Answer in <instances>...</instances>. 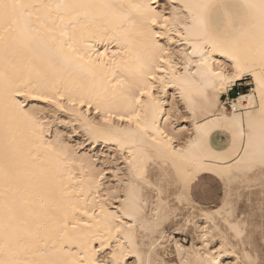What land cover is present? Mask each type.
<instances>
[{
	"label": "bare ground",
	"instance_id": "obj_1",
	"mask_svg": "<svg viewBox=\"0 0 264 264\" xmlns=\"http://www.w3.org/2000/svg\"><path fill=\"white\" fill-rule=\"evenodd\" d=\"M163 1L170 5L167 13L155 7L159 0L155 3L152 0H20L32 5L26 9L24 17L27 27L21 23L16 32H9L0 22V37H3L0 39V73L19 76L34 90L50 96L56 97L59 93L64 97L60 103L66 109L61 110L45 101L17 98L25 104L26 110L44 122V126H35L23 116L14 124L16 151L10 153V157L21 180L13 182L12 188L14 191L18 189L19 196L27 203L19 214V223L14 222L16 231L12 236L16 255L0 254V259L14 258L26 264H98L111 259L115 237L120 236L125 245L133 252H139L145 260L149 253L154 260H164L156 249L160 244L158 239L148 245L137 242L138 233L152 236L166 220L159 205L148 208L149 199L142 192L141 184L147 183L145 174H149L147 166L150 162L157 168L166 166L176 175L173 165L184 164L196 151L189 149V141L196 140L197 121L204 124L205 120L230 119L232 105L236 106L237 117L248 112L256 115L260 111L261 98L256 81L250 74H245L251 77L254 85L250 91L233 96L227 105L229 109L220 106L215 116L201 112L197 103V120H193L187 98L199 102L204 94H214L213 84L218 87L219 82L198 73L200 53L197 51L192 55V44L197 42L199 32L198 21L194 19L196 10L189 12L183 5L211 4L220 0ZM89 2L117 5L118 17L109 22L95 9L67 7ZM133 5H147L151 11ZM104 12L110 13L111 10ZM212 15L215 19L223 12L212 11ZM165 17L169 18L167 29L160 27ZM151 18H156L158 23L152 24ZM158 32L164 34L157 36L155 33ZM68 45L72 46L71 51ZM100 52L105 55L101 57ZM77 56L84 59H77ZM66 57H71V61ZM162 59L169 63L162 64ZM212 60L231 63L218 52L213 54ZM29 63L34 69L30 78L25 71ZM158 66L165 71H157ZM214 67L219 70L220 65ZM153 75L157 79L153 80ZM242 79L243 76L236 82ZM231 86L229 91L233 92ZM224 93L215 94L220 97ZM174 99L184 105L191 119L189 130L185 121L176 127L170 122L177 111ZM39 104L54 106L68 123H61L63 119L59 115L52 121L45 120ZM121 116L124 119H120ZM53 124L71 126L74 132L79 130L93 144L102 143L125 155L122 164L126 173L119 175L118 166L108 163L109 168L112 167L107 171L111 172L115 182L107 183L106 169L102 168L103 171L98 167L96 156L80 152L77 145L74 147L63 138L60 130L55 129L50 134ZM186 130L189 135L178 143ZM216 133L226 135L225 146L212 143L211 138ZM3 138L4 131L0 127V166L5 164ZM230 140V134L213 130L207 138L210 151L202 159V163L213 171H200L197 176L207 173L219 178L215 170L221 167V162L213 158V154L224 152ZM180 185L181 193L189 198L190 191ZM4 190V182L0 180V200L4 198ZM225 205L226 199L223 198L219 206L203 210L200 219L194 222L195 229L199 230L200 243L184 246L174 241L175 260L179 264H208L210 256H215L219 264L234 260L228 250L234 248L231 241L222 254L217 251L219 244L213 248L203 239L208 216L215 214L216 218L222 219L220 212L223 210L224 221L229 220L227 213L230 209ZM117 226L121 228L120 233L115 231ZM4 231L0 227V241L4 238ZM241 231L244 232L243 225ZM160 238L163 239V233ZM102 240L110 246L101 248ZM243 257L245 259V253ZM134 258L125 256V264ZM235 258L237 261V256Z\"/></svg>",
	"mask_w": 264,
	"mask_h": 264
},
{
	"label": "snow or ice",
	"instance_id": "obj_2",
	"mask_svg": "<svg viewBox=\"0 0 264 264\" xmlns=\"http://www.w3.org/2000/svg\"><path fill=\"white\" fill-rule=\"evenodd\" d=\"M155 3V0H152ZM32 5L20 2V0H0V22L7 26V31L16 32L21 23L27 27V21L24 19L26 9ZM72 8L95 9L100 15L109 19V22L118 17L117 5L108 3H82L76 5H68ZM123 7V6H119ZM137 9H145L151 11L147 5H133ZM183 8L189 12L196 10L194 19L198 21L199 32L197 34V42L192 44V55L197 51L200 53L198 62V73L205 76L213 77L219 82V86L214 83V94H204L202 100L197 102L192 97H188L189 111L192 113L194 121L197 120L196 105L199 103L201 112H209L216 115L220 111V106L223 103V98L217 94L219 91H227L229 87L236 81L240 80L245 74H250L256 81L257 90L260 92L261 105L260 111L253 115L252 112L243 113L237 117L235 115L236 106L232 105L233 115L230 119L217 118L216 120H205L204 124L196 122V140L189 141V149H195L192 152L191 158L187 159L184 164H174L176 170L175 177L162 176L160 177V184L168 182L171 184L173 179L178 184H182L185 189L191 190L194 187V181L200 171H213L211 167L205 166L202 159L206 158V154L210 151L207 138L211 135L213 130H219L230 134L231 140L229 146L224 152L213 154V158L221 162V167L215 170V174L225 181L226 190V205L225 207L231 209L232 205L228 203L232 199L233 180H241L247 177L249 180L253 175L259 174L264 178V0H238V2H230V0H220L218 3H185ZM104 10H111L110 13H105ZM223 12L222 16H216L213 19L212 11ZM30 15V13H28ZM165 22L160 24L163 29L168 28L169 18H164ZM152 24H157L156 18H151ZM157 36L164 33H155ZM3 39V37H0ZM187 37L185 42H187ZM70 51L72 46L68 45ZM220 53L231 61L230 64L221 63L219 60L213 61L214 53ZM187 55V53H185ZM99 55L103 57L105 52H100ZM66 60L71 61V57H66ZM77 59H84L82 56H77ZM191 62V61H189ZM162 64L169 63L168 60L162 59ZM219 64V70L214 65ZM202 66V67H201ZM228 69V71H225ZM25 71L28 73L29 78L34 72L33 67L29 63ZM157 71H165L162 67H157ZM38 74V73H37ZM155 80L157 77L152 76ZM161 81L163 77H159ZM18 97H25L26 99L34 101H45L48 104H53L55 107L66 110L64 105L60 103L64 99L62 95L57 93L56 97L50 96L44 92L36 91L30 87L29 82L19 76L10 75L7 72L0 73V108H2V115H0V127L3 128V152L5 164L0 166V180L4 182L5 190L3 192V199L0 200V227L4 231V238L0 241V254L7 257H14L16 252L13 249V236L12 232L16 231L14 222L19 223V214L22 207L27 203L18 194V189L13 190V182L19 183L21 177L14 171L11 163L10 153L16 151L15 137H14V124L18 121L19 117L23 116L25 119L30 120L33 125L43 128L44 122L39 119L34 113L25 109V104L22 103ZM89 107L91 103L89 102ZM227 105H225V108ZM97 107V111H99ZM139 115V114H137ZM171 115V114H170ZM245 117L247 118L245 120ZM179 118V117H178ZM188 119L187 116L183 117ZM120 119H124L123 116ZM129 120L132 117H128ZM63 124L68 123L66 120L60 121ZM108 122L107 120L105 121ZM245 122L247 127H245ZM139 127V125H138ZM89 131H91L89 129ZM159 132V129H157ZM95 135V133H92ZM84 147V145H80ZM87 149L85 148V151ZM131 163V161H129ZM150 188L152 184L148 185ZM159 188V185H156ZM260 217L261 224L259 234L261 238L260 243V257L253 259L248 252H245V259L243 261L237 259L236 264H264V179L260 181ZM181 201L184 196L180 197ZM191 203V201H189ZM253 203L250 201V204ZM242 210L246 216H251L252 212L249 208L241 205ZM180 211H183L182 209ZM195 211V208H193ZM228 215H233L228 211ZM177 224L172 225V228L181 232L185 230V225L181 223L180 212L176 213ZM188 217V224L192 223V217L188 216L187 212L183 213ZM224 211L221 210L220 216L224 218ZM239 216V213H235ZM245 217H241L239 221L226 220L233 235H230L224 228L218 227L220 221L216 215L208 216L209 223L204 225L203 239L206 245H211L215 248L216 244L220 247L217 248L218 252L223 254L229 242L234 238H239L237 245L244 242V238L251 233L241 231V222ZM203 223V221H201ZM129 227H132L129 225ZM199 227V225H197ZM245 228L248 225H244ZM111 232V230H109ZM117 233L121 232V228H115ZM199 234V233H198ZM220 234V235H218ZM116 244L111 252V259L106 261H99L98 264H125L124 257H135L127 261V264H171L169 261H164L159 258L152 259L151 253L147 260L139 252H133L131 247L125 245L120 236L115 237ZM215 240L216 243H212ZM255 239H249L245 244L246 248L255 246ZM233 245V246H237ZM103 240L101 241V248L108 247ZM127 248V251L125 249ZM179 248V245H177ZM118 249V251H117ZM0 264H26L19 259L9 258L0 259ZM187 264V262H184ZM208 264H219L215 256L208 258Z\"/></svg>",
	"mask_w": 264,
	"mask_h": 264
},
{
	"label": "rangeland",
	"instance_id": "obj_3",
	"mask_svg": "<svg viewBox=\"0 0 264 264\" xmlns=\"http://www.w3.org/2000/svg\"><path fill=\"white\" fill-rule=\"evenodd\" d=\"M155 7L158 10H162L163 13H167L168 9L170 8V5L163 0H159V5L156 4ZM253 87L254 85L251 77L243 76V79L241 81L236 82L234 86H231V88L234 89L233 92H230L228 89L227 97L230 100L233 96L237 94V92L246 93L250 91ZM224 94H226V92ZM224 94L220 95V97L223 98V101H224ZM174 102L177 111L173 114L172 118L170 119L172 126L176 127L180 124H183V122L185 121L184 125H186L189 130L191 119L189 118L186 109L184 110L185 108L184 105L180 103L178 99H174ZM38 106L41 107V109L42 108L45 109L44 111L42 109L41 112V116L45 117V120L52 121L55 118V116L57 117L58 115L59 118L62 117L61 119L66 120V117L63 114L58 113V111H56L57 109L54 106L52 105L48 106L43 104H39ZM221 106L225 108V105L223 103L221 104ZM225 109H229L228 106ZM184 116H187L188 119L186 120L183 119ZM53 125H51L50 127V131H49L50 134H52L53 130L55 129L60 130L62 132L63 138L66 141L70 142L71 145L73 144L72 146L75 147L77 145L76 148L80 152L84 151L90 153L91 155L96 156V159L95 157L94 159L98 167L100 166L101 169L102 168L104 170L106 169L105 171L103 169L102 170L104 171V173L107 174V179H108L106 181L107 183L115 182L114 179L112 178L111 172L107 171L109 168L108 163L110 164L112 163V166L113 164L118 166L120 170L119 175L126 173L123 172L125 171V169L122 164L123 163L122 159L125 155L121 154L119 151L115 150L114 148L109 149L102 143H98V145L93 144L79 130L74 132L71 129V126H67V125L63 126L59 124H57L58 126L56 124L54 126ZM188 135H189V131L187 130L184 131L183 136L180 137V139L177 142L182 143V141H184L185 137H187ZM211 140L212 143H214L218 147L225 146L227 142L226 135L220 133H216L215 135H213ZM215 140L217 143L215 142ZM79 144L84 145V147L83 148L80 147ZM85 148L87 149L86 151ZM112 161L115 163H113ZM112 166L110 165V168ZM147 173H149V174H145V176L147 177V181H146L147 183L141 184V188L143 194L147 196L149 199L148 208L151 209L155 205H159L163 209V213L166 214V220L161 223L157 233H155L152 236L149 233L148 234L138 233L137 242L141 243L142 241L144 244L148 245L151 241L158 239V242H160V244L157 246L156 249L160 257H162L166 261L168 260L169 262L179 264L178 261L175 260L174 241L177 240L180 244L184 246H190L191 243H196V242L200 243V239H199L200 237L198 234L199 230L195 229L194 222L200 219V214L203 210L214 209L217 206H219L223 198L226 199L225 181L223 182L219 178L214 176H206V177L198 178L194 183V187L191 189V195L189 194V198H190L189 199L188 195L181 193V185L176 183L174 179L171 184H169L168 182H164L163 184H160L159 178L162 176H171L173 178L175 177L171 168H168L166 166L157 168L153 165L152 162H150L149 166H147ZM261 179L264 178H262L259 174H256L253 175V178L251 177L250 180L247 177L241 180H237L238 182L236 181V179L233 180L234 182H233L232 199L229 200L230 203L232 202L231 204L232 207L230 211L233 213V215L229 216V220L239 221L241 217H245L241 225H243L244 232L251 233V235L246 236L244 242L239 243L238 245H237L238 240L233 239L231 241L233 244L237 246H234L232 250L228 248V250L232 252V256H234L233 257L234 260L232 259L231 263L228 264H236V258H235L236 256L239 260L243 261L244 259L243 256L245 252H248V254L251 255L252 258L254 259H259L260 257L259 249H260L261 238L259 234V228L261 224V217H260L259 200L261 195L260 192ZM149 184H152L153 187L150 188L148 186ZM156 185H159V188H157ZM182 195L184 196L183 201H181L180 199ZM189 201H191V203H189ZM250 201H252L253 203L250 204ZM241 205L249 208V210L252 212V215L246 216L245 212L241 208ZM193 208H195V211H193ZM181 209L183 211H180ZM177 212H180V216L182 218L180 222L185 224V230L181 232H177L172 228V225L177 224V215H176ZM184 212H187L188 216L192 217L191 224H188L187 222L188 217L183 215ZM237 212L239 213V216L235 215V213ZM218 220L220 221L218 227L224 228L229 232L230 235H232L224 219H218ZM244 225H248V227L245 228ZM161 233H163L164 240L160 238ZM253 238L256 241L255 246L246 248L245 244L248 243L249 239H253ZM212 243H215V240H213Z\"/></svg>",
	"mask_w": 264,
	"mask_h": 264
},
{
	"label": "crops",
	"instance_id": "obj_4",
	"mask_svg": "<svg viewBox=\"0 0 264 264\" xmlns=\"http://www.w3.org/2000/svg\"><path fill=\"white\" fill-rule=\"evenodd\" d=\"M206 176H214V175H212V174H207V173H205V174H201V175H198L197 177H196V179H195V181L198 179V178H202V177H206ZM214 177H216V176H214ZM218 178V177H217ZM195 181L193 182V183H195ZM190 191V195H191V190H189Z\"/></svg>",
	"mask_w": 264,
	"mask_h": 264
},
{
	"label": "built area",
	"instance_id": "obj_5",
	"mask_svg": "<svg viewBox=\"0 0 264 264\" xmlns=\"http://www.w3.org/2000/svg\"><path fill=\"white\" fill-rule=\"evenodd\" d=\"M237 94H238V92H237ZM231 101V99L229 100V98L227 97V94H224V103H226V105H228L229 106V102Z\"/></svg>",
	"mask_w": 264,
	"mask_h": 264
}]
</instances>
